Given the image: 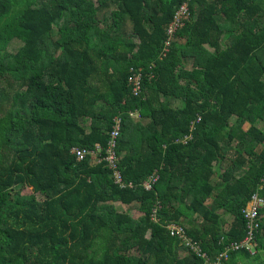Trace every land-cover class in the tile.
Wrapping results in <instances>:
<instances>
[{"label": "trees", "instance_id": "trees-1", "mask_svg": "<svg viewBox=\"0 0 264 264\" xmlns=\"http://www.w3.org/2000/svg\"><path fill=\"white\" fill-rule=\"evenodd\" d=\"M117 117L127 188L105 159ZM261 122L264 0H0V264H200L169 223L213 259L247 233ZM97 146L99 159L73 153ZM136 203L140 218L119 208ZM261 221L256 252L221 264H264Z\"/></svg>", "mask_w": 264, "mask_h": 264}, {"label": "built area", "instance_id": "built-area-1", "mask_svg": "<svg viewBox=\"0 0 264 264\" xmlns=\"http://www.w3.org/2000/svg\"><path fill=\"white\" fill-rule=\"evenodd\" d=\"M191 11L189 8V2L185 1L180 7L176 10L172 21L167 26V40L165 41V49L161 55L164 57L169 51V46L171 41L173 40L175 33L182 27L184 24L190 20ZM131 85L133 89V94L136 97H140L143 93L144 86V75L141 72L134 71V75L131 79ZM136 120L140 119L139 114H132ZM122 127H123V118L117 117L114 122L113 131L111 133V141L109 143L108 155L105 158L112 169L115 170V179L118 184H120L123 188H127V182L125 181V177L121 170V161L122 158L119 154L118 141L122 136ZM191 136L186 135L184 137V142H186ZM97 150H92L88 148H80L75 147L74 154L77 156L79 161H83L90 156H93L94 159H99V157L104 152L101 146H97ZM159 175L155 174L152 178L145 184L148 190H153L155 185L159 182ZM129 187L135 188L134 184H131ZM262 189H264V177L262 179V185L260 190L256 191L248 204L243 208V216L246 220V228L247 233L245 237L241 240L231 241L225 248L219 251L213 259H210L204 251L201 250L200 245L191 239V237L186 235L185 227L180 223H169L167 228L169 230V234L171 236L176 237L179 240V243L183 245L188 250L196 253L198 256L203 258V261L200 264H221L224 260L228 259L230 251H239V250H247L251 254L256 252V242H257V233L258 230L262 226L261 219L264 217V194L262 193ZM155 214H157V210H155ZM154 219L157 220L156 215Z\"/></svg>", "mask_w": 264, "mask_h": 264}, {"label": "rangeland", "instance_id": "rangeland-1", "mask_svg": "<svg viewBox=\"0 0 264 264\" xmlns=\"http://www.w3.org/2000/svg\"><path fill=\"white\" fill-rule=\"evenodd\" d=\"M20 44H21V42L18 41V40H16V41H15V46L12 47V50L17 49V47H18ZM174 105H180V102L178 101L177 103H174ZM138 120H139V119H138ZM246 126H248V124H246ZM260 127H261L262 129H264V122H261V123H260ZM228 164H229V161H228V162H225V164H223L222 167L220 166V164H216V168H217V174H216V176H215V181H216V182L219 181V180H221V179H220V178H221V174H222V172L225 170V168L228 166ZM32 191H33V190H32V188H30V187H27V188L25 189V193H31ZM38 197H39L40 199H43V198H44V196H43L42 194H39ZM119 208H120L121 211L131 213V214H132L134 217H136V218H140V217L143 215V214L140 212V210H139V204H137V203L134 204V205H132V206L121 205ZM222 211H223V210H222ZM227 218L230 219L231 217L227 216Z\"/></svg>", "mask_w": 264, "mask_h": 264}]
</instances>
